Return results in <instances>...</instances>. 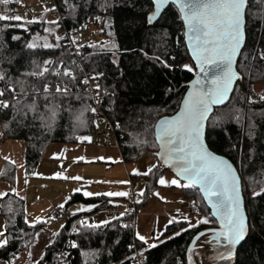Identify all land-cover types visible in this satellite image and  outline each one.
<instances>
[{
    "label": "trees",
    "instance_id": "trees-1",
    "mask_svg": "<svg viewBox=\"0 0 264 264\" xmlns=\"http://www.w3.org/2000/svg\"><path fill=\"white\" fill-rule=\"evenodd\" d=\"M56 2L61 21L52 20L54 14L48 8L31 15V19L22 17V24L0 21V73L5 77L0 81L4 91L0 100L9 104L0 109L3 140L23 143L25 168L31 176L52 144L78 142L96 134L103 125L91 111V97L75 91L82 84L83 70L71 53L66 30L74 37L85 68L96 76L123 159L137 160L146 154L156 157L155 124L178 111L195 74L185 66L187 62L194 64L184 41L180 13L170 5L155 24H149L147 19L154 10L151 0ZM8 3L0 5L9 10L12 6ZM246 18L247 41L237 66L242 81L230 102L210 118L206 139L209 148L231 160L241 175L250 232L233 258L212 262L209 256L206 264H264V195H253L264 191V97L251 98L252 86L264 83V3L249 0ZM91 28L96 34L89 39ZM29 43L37 47L28 49ZM44 44L58 46L45 48ZM45 67L50 72L30 75ZM66 70L72 72L74 80L54 74ZM45 85L49 93L44 92ZM57 85L72 86L73 90L63 95L55 91ZM163 171L168 169L159 163L146 177L145 200L160 187L158 179ZM14 173L15 169L7 165L1 178L10 181ZM185 194L195 199L209 223L194 227L186 222L173 224L156 247L147 248L135 238L134 216L124 214L99 228L80 229L73 240L78 246L70 248V264H134L135 247L146 257L145 264H187L186 250L192 238L217 226V222L198 189L186 188ZM77 200L100 202L95 211L110 206L104 198L87 199L76 194L71 201ZM25 209V199L15 192H8L1 200L0 216L8 242L0 247V262L14 264L22 255L33 258L30 251L44 226L30 225ZM72 225L66 220L61 233L46 246L41 262L55 258ZM205 238L207 241L201 243ZM211 240L206 236L197 243L196 264H202L198 250L213 252L218 247Z\"/></svg>",
    "mask_w": 264,
    "mask_h": 264
},
{
    "label": "snow or ice",
    "instance_id": "snow-or-ice-1",
    "mask_svg": "<svg viewBox=\"0 0 264 264\" xmlns=\"http://www.w3.org/2000/svg\"><path fill=\"white\" fill-rule=\"evenodd\" d=\"M9 0H0V3H8ZM153 12L148 17L147 22L152 24L162 15L165 5H172L181 14L182 19L188 29V39L193 58L201 73L208 76L209 70L214 68L215 74L208 80H197L195 87L198 91L191 94L186 100L182 113L173 120L162 121L158 127L157 139L162 149V159L165 163L175 169L176 177L170 182L160 178V185H175L184 188H197L207 200L208 204L215 209V215L221 220V227L224 229L213 236V241L219 247L227 250L219 253L220 259L231 257V249L235 248L243 239L246 233L247 221L242 207V194L240 179L232 165L223 158H217L205 145L203 136L206 130V121L212 111L213 105L224 103L232 89L233 83L237 80L238 74L233 70L236 57L242 48L243 27L247 14L246 5L249 0H151ZM264 3V0H259ZM0 21H16L23 23L22 17L15 15L12 17L0 15ZM59 39V38H57ZM58 45L44 44L43 47L51 48ZM35 43L27 44L28 49H34ZM264 58V57H262ZM47 63H54L48 61ZM188 71H193L188 68ZM50 72L45 67L40 73H30V75L43 76ZM56 75H63L70 79H75L71 71L55 72ZM5 77L0 73V81ZM82 83L87 84L88 80ZM208 83L211 87H205ZM99 91V85H96ZM12 91H15L12 89ZM55 91L67 95V87L56 86ZM45 93H49V88L45 85ZM4 96V91L0 90V97ZM48 97L45 96V99ZM9 104L0 100V109H6ZM95 112V109H91ZM55 113L53 112V116ZM88 139V138H85ZM151 170H149L150 172ZM148 175L149 173H144ZM57 178L59 174H57ZM68 179V177H64ZM72 179L80 180L81 177ZM79 191V190H77ZM85 196H92L93 193L85 192ZM104 195L127 196V192H108ZM139 195L143 196L141 192ZM254 196L264 195V191L254 192ZM195 203V202H194ZM61 208L64 205H60ZM105 224L108 221L104 222ZM201 223H209L207 219ZM87 228H99L101 225L88 224L81 221ZM34 226V225H32ZM128 227V225H123ZM201 235H204L201 233ZM159 237H157L158 239ZM138 239L147 244L144 236ZM200 239L199 236L196 237ZM221 240L225 244H221ZM7 240L0 247L7 244ZM77 247L75 243L71 245ZM151 247H156L155 244ZM188 264H192V256L189 254Z\"/></svg>",
    "mask_w": 264,
    "mask_h": 264
},
{
    "label": "rangeland",
    "instance_id": "rangeland-1",
    "mask_svg": "<svg viewBox=\"0 0 264 264\" xmlns=\"http://www.w3.org/2000/svg\"><path fill=\"white\" fill-rule=\"evenodd\" d=\"M0 9L4 10L5 8L0 5ZM32 17L30 16V19ZM51 19L56 18L51 16ZM95 30V28L90 29L87 34L89 39L95 36ZM185 66L192 68L196 73L191 62H187ZM255 97H264V83L252 86L251 98ZM102 127L105 126L102 125ZM99 131H105L101 139H98L99 132H97L94 135L82 137L78 142L52 144L34 173L29 176L24 163L25 148L23 143L19 140H3L0 126V163L4 165L6 160L10 159L13 163L10 166L15 169L12 180L4 181L1 178L0 185L6 186L8 192H15L25 199L26 219L30 225L41 223L44 226L37 245L30 251L31 257H37L36 259L40 260L46 246L55 239L56 235L61 233L65 226L63 219L52 217L54 209L64 210L65 207H73L75 210L71 212L73 214L90 213L95 208L93 204L80 200L71 201L76 194L85 196V192H90L94 194L92 196L108 197L109 208L123 215L129 210V203L126 199L131 193V178L137 175L147 177L158 166L157 158L148 154L137 160L125 161L112 132L105 128ZM149 170L151 171L149 172ZM144 173L149 174L145 175ZM57 174L60 178H57ZM64 177H68V179H64ZM74 177L82 179H72ZM160 178H164L168 182L174 178L178 179L169 171H163ZM132 183L136 191L138 207L134 221L135 238L139 240L138 236H144L147 240V248H151L153 244L157 245L163 239L169 226L182 222L191 226L194 214L190 212L184 214L179 209L178 195H180V191L177 186L170 185V183L168 186L159 184L160 187L154 194L145 200V195H139L141 192L145 194V186L138 183L135 178ZM180 183L183 184L181 181ZM108 192H127L128 195L124 197L104 195ZM60 205H64V207L61 208ZM98 215L100 217L98 225L109 221L104 212H100ZM157 237L159 238L157 239ZM206 239L201 243L206 242ZM212 253L207 248L198 250V255L202 256V264H206V258ZM25 257L26 255H22V258L14 264H22L27 260ZM0 264L6 263L0 262ZM169 264L179 263L170 262Z\"/></svg>",
    "mask_w": 264,
    "mask_h": 264
},
{
    "label": "built area",
    "instance_id": "built-area-1",
    "mask_svg": "<svg viewBox=\"0 0 264 264\" xmlns=\"http://www.w3.org/2000/svg\"><path fill=\"white\" fill-rule=\"evenodd\" d=\"M44 3V5L48 8V10L54 14V17L61 21L62 15L58 9L56 0H10L8 6H12L9 10L0 9V15H6L9 17L19 15L23 18H27L31 15H34L39 8V3ZM64 33L69 36V45L71 47V53L73 54L76 63L78 66L83 70V80H88L87 84L82 83L77 89L75 90L79 94H86L89 95L92 99V109H95L94 115L97 119L103 121V125L105 126V130H109L112 132L114 139L116 140V133L113 127H111V122L107 113L105 112L103 106L105 105V100L102 95L99 94V91L96 90L97 80L94 73L88 71L82 61V57L80 54L79 49L77 48L75 41H73L72 35L68 33V31L64 30ZM262 57H264V49L262 51ZM264 59V58H263ZM82 80V81H83ZM63 87H67L70 93L73 90L72 86L64 85ZM100 130V129H99ZM98 136L104 133V131H98ZM134 178L143 186L147 184V178L143 175H137L136 177H132V181ZM131 181V193L127 197V202L129 203V210L125 212V215H133L135 218L137 212V201H136V191L134 185ZM104 212L106 218L111 221L115 218H119L122 216L120 212L113 210L109 207L101 209L99 211L91 212V213H84L80 215H73L67 212H64L60 209H54L52 211V217L54 219L64 218L66 220H70L73 222L72 227L70 228L69 233L66 235L63 243L61 244L60 248L58 249L55 258L52 261H40L36 258H31L25 260L22 264H70L71 263V245L73 244L74 238L79 234L80 229L87 228L81 221H85L88 224H98L99 223V213ZM123 214V215H124ZM134 264H145L146 257L142 255L141 251L135 247V256H134Z\"/></svg>",
    "mask_w": 264,
    "mask_h": 264
},
{
    "label": "water",
    "instance_id": "water-1",
    "mask_svg": "<svg viewBox=\"0 0 264 264\" xmlns=\"http://www.w3.org/2000/svg\"><path fill=\"white\" fill-rule=\"evenodd\" d=\"M248 5L249 3L246 5V8L248 9ZM170 6L169 5H165V8L162 10V15L164 14V12L167 10V8ZM161 15V16H162ZM181 15V14H180ZM161 16L159 17V19L161 18ZM158 19V20H159ZM182 19V17H181ZM156 20V22L158 21ZM183 21V25H184V41H185V44L187 46V49H188V52H189V55H190V58L194 64V67H195V70H196V73L194 74L192 80L187 84V91L183 97V100L180 104V107L178 109V111L171 115V116H165V117H162L160 118L156 124H155V127H154V135H155V140H156V143L158 145V152L156 153V158H157V161L165 168L168 169V171L170 173H172L173 175H175V169L172 168V167H169V165L167 163L164 162V160L162 159V149L160 147V142L158 141L157 139V136H158V127L160 125V123L162 121H165V120H173L175 118H177L183 111L184 109V106H185V102L186 100L191 96L192 93L198 91V88L195 87L196 85V82L197 80H204V81H208L210 80L213 75L215 74V70L214 68H211L209 70V74L208 76H205L203 73L200 72L198 66H197V62L196 60L193 58V54H192V51H191V48H190V41L188 39V29H187V26L185 24V21L182 19ZM156 22L152 23V24H155ZM246 25H247V18L245 17V24H244V27H243V38H242V48L240 50V54L236 57V59L234 60V64H233V70L238 74V79L234 81L233 83V86H232V89L231 91L229 92V95L226 99V101L220 105H213L212 107V111L209 115V118L208 120L206 121V130L204 132V136H203V139H204V142H205V145L206 147L208 148V150L214 154L217 158H223L225 160H227L231 165L232 167L234 168L235 172L237 173L239 179H240V187H241V194H242V197H243V200H242V207H243V211L245 213V216H246V221H247V228H246V233H245V236H244V239L235 247V248H232L231 249V257L230 258H233L236 254H237V251L238 249L240 248V246L246 241V239L248 238L249 236V232H250V226H249V217H248V213H247V210H246V201H245V197H244V192H243V182H242V178H241V175L239 173V171L237 170L236 166L233 164V162L231 160H229L227 157L225 156H222L220 154H217L215 153L214 151H212L209 146H208V143H207V128H208V122L210 120V118L213 116V114L215 113V110L218 109V108H222V107H225L231 100L233 94H234V91H235V88L237 86V84L242 81V75L239 73L238 69H237V66H238V62H239V59L241 57V54L245 48V45H246V41H247V33H246ZM205 87H211L210 84L206 83L205 84ZM176 176V175H175ZM178 178V177H177ZM180 179V178H178ZM180 181L182 183H184V181L182 179H180ZM197 189V188H196ZM200 192V191H199ZM201 196L203 197L204 199V202L205 204L207 205V207L209 208V210L211 211V215L212 217L215 219V221L217 222V227H214V228H208V229H204V230H201L200 232H198L191 240V242L189 243L188 247H187V250H186V263L188 264V257H189V254H191L192 256V264H196L195 261H194V254H195V251L197 249V243L199 242L200 239H202L203 237H206V236H210L212 241H213V236L218 233V232H221L223 231L224 229L221 227V220L220 218L215 215V209H213L207 202V200L204 198L203 194L200 192ZM201 233H203L204 235H201ZM199 236L200 239L197 240L196 237ZM226 242L221 240V244H225ZM227 249L224 248V247H219V250H218V247L213 251V253L211 254V261L212 262H219V261H222V260H225V259H220L219 258V253L220 252H223V251H226ZM229 259V258H228Z\"/></svg>",
    "mask_w": 264,
    "mask_h": 264
},
{
    "label": "crops",
    "instance_id": "crops-1",
    "mask_svg": "<svg viewBox=\"0 0 264 264\" xmlns=\"http://www.w3.org/2000/svg\"><path fill=\"white\" fill-rule=\"evenodd\" d=\"M46 8L47 7L44 5V3H41V2L39 3V8H38L39 12L43 11V9H46ZM102 128H105V127L101 126L100 130H102ZM104 133H105V131H104ZM104 133L101 134V136L97 135L98 139H101V137L104 136ZM105 139H108V138H105ZM0 164H1L0 165V180H1V174H2L3 170L5 169V167H7V165H13V163H12V160L7 159L6 160V164L5 163H4V165H2V163H0ZM2 184H4V183H2ZM178 188H179V191H180V195H178V198L180 199V203L179 204L181 205V206L179 205V209L182 212H184V214L187 213V212H190L191 214H194V217H192L191 227L203 224V223H201V221L204 220V219H207V216L204 214V212L199 207L196 206V203H194L195 202L194 198L186 196V194H185L186 188H184V187H178ZM7 193H8V191H7L6 186H1L0 185V205H1L2 198ZM79 196H82L83 198H87V199H89V198H104V199H106L107 203L110 205L108 197H105V196H92V197H85L83 195H79ZM77 201H79V200H77ZM80 201H82V200H80ZM90 204H93L95 206V208L92 210V211H95V210H97L100 207L101 203L98 202V203H90ZM64 210L67 213H69V214H73L71 212L75 211L73 207H70V208L65 207ZM73 215H76V214L74 213ZM63 220L65 221V224H66V219H63ZM99 221H100V217H99ZM102 225H104V224H102ZM5 237H6V225H5V222H4L3 218L0 216V244L4 243V241L6 240ZM56 237H57V235H56Z\"/></svg>",
    "mask_w": 264,
    "mask_h": 264
},
{
    "label": "flooded vegetation",
    "instance_id": "flooded-vegetation-1",
    "mask_svg": "<svg viewBox=\"0 0 264 264\" xmlns=\"http://www.w3.org/2000/svg\"><path fill=\"white\" fill-rule=\"evenodd\" d=\"M214 227H217V226H213L212 228H214ZM212 241V240H211Z\"/></svg>",
    "mask_w": 264,
    "mask_h": 264
}]
</instances>
